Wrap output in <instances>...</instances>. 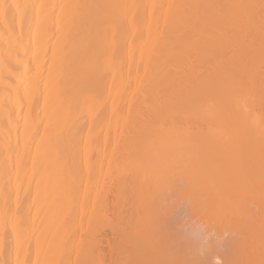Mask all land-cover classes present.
Listing matches in <instances>:
<instances>
[{
	"label": "bare ground",
	"instance_id": "1",
	"mask_svg": "<svg viewBox=\"0 0 264 264\" xmlns=\"http://www.w3.org/2000/svg\"><path fill=\"white\" fill-rule=\"evenodd\" d=\"M158 166L208 196L221 176L232 196L264 191V0H0V264H59L73 252L85 264L91 248L96 264H117L109 237L103 254L108 234L81 222L93 224L89 212L118 220L120 189L146 198L143 174ZM257 214L245 231L251 261L264 264ZM145 217L146 230L155 223ZM149 227L142 248L120 242L121 264H169L171 237Z\"/></svg>",
	"mask_w": 264,
	"mask_h": 264
},
{
	"label": "rangeland",
	"instance_id": "2",
	"mask_svg": "<svg viewBox=\"0 0 264 264\" xmlns=\"http://www.w3.org/2000/svg\"><path fill=\"white\" fill-rule=\"evenodd\" d=\"M255 108H257V107H255ZM256 111H258V109H255ZM159 168H155L154 170V172H150L151 174V176L148 174V173H144L143 175H145V176H143L142 174V176H143V178H145V180L148 182V180L149 179H146V177H148V178H152V180H150V182L151 183H149V184H151L152 186H153V188H152V186H151V189H150V191H151V193L149 194V193H147V195H149V196H154V197H150V200H149V196H146V198H144V199H147V200H144L142 197H140V195L138 196V195H136V194H138V193H135L134 194V192H132L131 193V191H130V188H132L131 187V184H130V180L131 179H129V181H128V179H127V183L128 184H130V185H128L127 187H128V189H126L125 191H123L122 193H121V189H120V192H119V190L117 191V190H115L113 187H115V185L113 184V182L115 183V179H113V181L111 180V182L112 183H110V182H107V180L105 181V182H107L106 184H108V186L109 187H112V188H109V190H108V192H106V193H104L105 195H104V198H106V200L108 201V202H110L113 198H115V196L117 195V193L119 192L120 193V195L122 196V198H120V203L118 204V208H119V212H120V214H119V219L118 220H116V217H112V219H111V216H108L107 217V219H109V221H110V225L112 226V227H115V229H116V227H118V231H116L115 233H117V235H119L118 234V232L120 233V232H125L124 234L122 233H120V235H124V237L126 238H122V236H120V239L122 240H118L119 239V237L118 238H116V236L117 235H115L114 237L112 236L113 234H111L110 233V231L109 230H111V229H114V228H109V227H107V226H110L109 225V221H108V223L106 224L105 222H104V220L106 219H104V217H103V215L100 213H98V212H96V213H98L100 216H98V215H96L95 214V212H89L90 214H92L93 216L92 217H94V216H97V217H95L94 218V220H93V224L91 223L89 226L90 227H88V224L87 223H89V220H92V219H89L87 222H86V220L84 219L83 221H85V222H81V223H83V224H81V227L82 226H84V228L82 227V229H84V230H82V229H79L78 227H77V232H78V229H79V234L77 235V232H76V235L75 236H79L80 235V232H81V230H82V232L83 231H87V230H92L93 231V229L91 228V226H93V228H94V231L93 232H95V233H97V234H99L100 235V233H102V235L101 236H103V234H104V237L105 236H107L106 234H108V236L107 237H105L104 238V240L102 241V238H100L101 240H100V242H102V245H101V243H100V245L102 246V249H103V254H105L106 255V253H107V247H106V245H105V240L106 239H108V237H109V239L108 240H110L109 241V243L113 246L114 245V260H116V261H118V263L117 264H121V262L123 261V259H124V254H123V251H121V250H123L124 249V247H127V245H130V246H128L126 249H128L129 248V251L131 252L133 249V252L136 250L135 249V247H132V248H130L131 247V245L133 244V245H140V247L142 248V245L144 244V241H146V239L144 240V241H141V239H142V235H141V233L143 234V236H144V234L146 235V232L145 233H143V229L145 230V228L143 227V226H145L146 227V225H142L141 227L143 228H141L140 227V223L141 224H143L142 222L143 221H141L138 217H140L141 216V219H143L145 216L148 218V219H151L152 221H151V223L149 222V221H147V223L149 222L150 224H152V223H155V225H156V227H153V225L154 224H152V225H149V226H152L153 228H154V230H153V228H151V230L149 229V232L151 231V233H153V234H158L157 232H156V230L158 229V231H159V234L161 233V231L159 230V229H161L163 232L161 233V234H166V235H168L169 237H171V239H172V241L170 240H168L169 242H168V244L171 242V244H169V247H168V251H170V255L171 256H173V255H177V252H178V255H179V260H177V261H179L178 263L179 264H194V262L195 261H197V263L198 264H224L225 263V260H227L226 261V263H228V264H238V263H240V264H254V263H257V262H259V259H258V257H257V259H258V261H255V259L254 258H252L254 261H251V257H254L253 255H255V256H257L256 254H250V248H252V244H251V246H249V244L251 243V241L249 240V236H248V233L246 232V231H248V232H250L251 230H252V228H251V224H252V222L250 221H247L248 219L250 220V219H255V217L253 218V215L255 214V213H258L257 214V220H258V225H259V231L260 230H262V229H260V227H264V224H262V221L264 220L263 218H264V215H263V213H261L260 211H263L264 210V208L262 207V206H264V196H262V195H264V191L263 190H260V189H258V188H256V187H253L254 189L253 190H243L244 191V193H242L241 192V190L240 191H235V192H233L236 196L234 197V194H233V196L230 194V193H228L227 191H228V189H227V185H226V182H225V185H224V182L223 181H225V180H223V179H225V177L226 176H221L218 180H213V181H215V186H216V188H215V191L214 192H212L213 193V195H210V196H208L206 193H205V190L203 191V188H201L200 186H197L196 187V185H194L193 183H190V184H187V182L189 181L188 179H186L187 177H185V176H183V175H181L180 173H170L169 172V174H165V173H163V170H164V167H161V166H158ZM139 169H141V171L143 170L141 167L139 168ZM138 169V170H139ZM158 170H160V171H158ZM140 171V170H139ZM157 172L159 173V175L157 174ZM133 173V172H132ZM140 173V172H139ZM142 173V172H141ZM148 174V175H147ZM132 176H134V174H132ZM142 176H140V180L142 181ZM156 176H158V177H156ZM178 176V177H177ZM181 176V177H180ZM183 176V177H182ZM131 178V175L129 174H127L126 175V178ZM180 177V178H179ZM150 178V179H151ZM167 178H169L168 180H167ZM176 178V179H175ZM179 178V180H177ZM165 179H166V181H165ZM170 180V181H169ZM171 180L173 181V183H171ZM181 180V182H182V184H183V182H184V188H182L181 186H180V181ZM223 180V181H222ZM117 181V180H116ZM132 181V180H131ZM143 181H144V179H143ZM153 181H154V184H152L153 183ZM160 181V182H159ZM165 181V182H164ZM171 183V184H169V183ZM163 183H165V184H163ZM163 184V185H162ZM166 185V186H165ZM176 185V186H175ZM182 185V186H183ZM195 186V188L193 187V186ZM133 186V185H132ZM161 186H163L164 187V189H163V187L161 188ZM172 187V188H171ZM160 188H161V190H160ZM189 189V190H188ZM195 189H197V190H195ZM227 190V191H226ZM257 190H258V192H257ZM128 191V192H127ZM163 193H162V192ZM221 193H220V192ZM262 191V192H261ZM90 192V191H89ZM130 192V193H129ZM215 192H218L220 195H217ZM259 192H261V193H259ZM140 193V192H139ZM216 194V196H214L215 194ZM226 193V194H225ZM250 193V194H249ZM253 193H255V194H253ZM115 194V195H114ZM260 195V196H258V195ZM90 195H91V192H90ZM89 195V196H90ZM193 197H192V196ZM200 197H198V196ZM241 195V196H240ZM248 195V196H247ZM29 196H31V197H29ZM28 197H29V199H28V201L31 203V201H32V197H33V193L32 194H30ZM120 196V197H121ZM189 196H191V197H189ZM212 196H214V198L212 197ZM218 196V197H217ZM242 197L241 198V200H242V202H241V200H240V198L238 199V198H236V197ZM259 198H258V197ZM91 197H93V191H92V196H90V198ZM111 197H112V199H111ZM124 197V198H123ZM197 197V199L199 198V199H201V200H199L198 199V201L199 202H201V204L198 202V203H195V202H197V199H195ZM219 197H221L220 199H219ZM222 197H224V199L222 198ZM254 197V198H253ZM255 197H257V198H255ZM127 200H126V199ZM193 198L195 199V200H193ZM218 198V199H217ZM135 199V200H134ZM216 199V201H214ZM227 199H229L230 201H231V199H234V201H233V204L231 203V204H227V202H226V200ZM126 200V201H125ZM213 200V201H212ZM222 200H224L223 201V205H221L222 204ZM261 200V201H260ZM89 201H90V199H89ZM88 201V202H89ZM193 201H195V202H193ZM236 201V202H235ZM125 202H127L125 205H126V207H125V205L123 204V203H125ZM216 203V205H217V203H219L217 206L215 205V203ZM238 202H239V204H240V206H239V208L241 209L242 207V211H240V209H238V207H236L235 205H238ZM92 203V202H91ZM91 203L89 204V210L91 209L90 207H91ZM137 203V204H136ZM213 203V204H212ZM246 203V204H245ZM123 205V207H122V205ZM130 204V205H129ZM195 204V205H194ZM259 204H262V205H259ZM145 205V206H144ZM200 205H201V207H200ZM225 205V206H224ZM229 205H231V206H229ZM248 205V206H247ZM203 206V207H202ZM215 206L217 207V208H219V209H217L218 210V212L220 211V209H222V210H225V212L223 213V211L221 210V213L223 214V215H226L227 214V217L225 216V218L227 219H225V218H223V215H221L220 214V212L218 213L216 210H215ZM224 206V207H223ZM234 206V207H233ZM69 207H71L70 205H69ZM151 207V208H150ZM199 207V208H198ZM122 208V209H121ZM136 208V209H135ZM150 208V209H149ZM155 208V209H154ZM236 208V209H235ZM86 209H88L87 207H86ZM124 209V210H123ZM133 209H135V210H133ZM144 209V210H143ZM146 209H148V210H146ZM200 211H199V210ZM213 209V210H212ZM232 209L234 210L235 209V211H240L239 213H243V214H241V215H244V216H241L240 214H239V216L240 217H242L241 219H243V220H240V217L238 218V220L237 221H235V218L233 217V216H236L234 213H236V212H234V211H232ZM248 210V212L250 213V215H249V217L247 216V214L246 213H248L247 212V210ZM252 209V210H251ZM137 210V211H136ZM146 210V211H145ZM150 210L153 212L154 211V213H152V212H150ZM216 211V212H214V213H212V211ZM226 210L228 211V212H226ZM245 210H246V213H244L245 212ZM87 211V210H86ZM123 211H126V212H123ZM142 211L144 212V215H143V217H142V215H140L141 213H142ZM149 211V212H148ZM252 211H253V213H252ZM123 212V213H122ZM139 212H140V214H139ZM204 212V213H203ZM232 212V213H231ZM134 214V216H133V214ZM156 213H158V214H156ZM210 213H212V214H210ZM248 213V214H249ZM131 214V215H130ZM232 214H234L233 216H232ZM210 215L212 216V217H210ZM246 215V216H245ZM129 216V217H128ZM163 216V217H162ZM216 216V217H215ZM229 216H232L233 218H231V217H229ZM87 217H91V215H87ZM132 217H134L135 219H134V221H133V218ZM145 217V218H146ZM215 217V218H214ZM222 217V218H221ZM248 219H247V218ZM101 218V219H100ZM159 218L161 219V220H159ZM163 218V219H162ZM218 218H219V220L220 221H218ZM229 218H230V221H229ZM137 219V220H136ZM147 219V220H148ZM234 219V220H233ZM237 219V218H236ZM154 220V221H153ZM160 222H159V221ZM105 221H107V220H105ZM136 221V222H135ZM140 221V222H139ZM156 221V222H155ZM242 223H241V222ZM133 222V223H132ZM139 222V223H138ZM96 223V224H95ZM231 223H232V225L234 226V227H232V225H231ZM237 223V224H236ZM238 223H239V225H238ZM241 223V224H240ZM251 223V224H250ZM263 223H264V221H263ZM132 224V225H131ZM144 224H146L145 222H144ZM157 224H158V226H157ZM160 224V225H159ZM148 225V224H147ZM154 225V226H155ZM164 225V226H163ZM238 225V226H237ZM86 226H87V229H85L86 228ZM97 226V227H96ZM106 226V227H105ZM148 226V227H149ZM102 227V228H101ZM139 227H140V229H141V231L139 230ZM148 227L146 228V230L145 231H148L147 229H148ZM245 227V228H244ZM248 227V228H247ZM89 228V229H88ZM125 230H124V229ZM136 228H138V233H137V230H136ZM150 228V227H149ZM234 228H235V231L236 230H238V231H236L235 233H234ZM65 229H67L66 230V232L67 231H69V227H66ZM96 229V230H95ZM115 229H114V231H115ZM249 229V230H248ZM89 230V231H90ZM243 230V231H242ZM246 230V231H245ZM65 231V230H64ZM88 231V234H90V232ZM103 231V232H102ZM164 231H165V233H164ZM66 232H64V234H66ZM82 232H81V234H82ZM93 232H92V234H93ZM156 232V233H155ZM241 232V233H240ZM246 234H244V233ZM87 233V232H86ZM85 232H84V235L85 236H83V237H87V234H86ZM148 233V232H147ZM261 233H263L264 234V230H262V232L260 231V234ZM64 234H63V236H64ZM111 234V235H110ZM245 236H244V235ZM98 235V236H99ZM111 237H110V236ZM139 235V236H138ZM163 235H161V236H163ZM239 235V236H238ZM249 235H250V233H249ZM67 236V237H66ZM65 236V238H64V242H65V240H66V242L68 243H70V240L71 239H69L68 240V234ZM92 236V235H91ZM129 236V237H128ZM242 236H243V239H242ZM248 236V237H247ZM76 237V238H77ZM82 237V235H80L79 236V238H80V240L82 241V243L85 241V240H88V239H86V238H84V239H82L83 238ZM114 238V240H112L111 241V239H113ZM147 238V235L146 236H144V238ZM237 237L238 238H241L240 240L239 239H237ZM244 237H246V239H244ZM88 238H91V237H88ZM143 238V239H144ZM123 239H124V241H125V243H124V241H123ZM142 239V240H143ZM244 240H246L247 242H245ZM61 241H62V239H61ZM90 241L91 240H88L87 242H88V245L90 246ZM127 241V242H126ZM230 241H232V242H230ZM239 241H240V243L242 242V244H241V246H242V248H241V246L239 245L240 243H239ZM244 241V242H243ZM71 242H72V240H71ZM86 242V241H85ZM120 242H121V244H122V246H123V249L119 246L120 245ZM131 243V244H128V243ZM63 243V242H62ZM117 243V244H116ZM127 243V244H126ZM143 243V244H142ZM231 243H232V245H231ZM234 243V244H233ZM125 244H126V246H125ZM83 246L85 245L84 243L82 244ZM104 245H105V247H104ZM119 247H118V246ZM137 246H136V248H137ZM247 246V248H245ZM86 246H84V248H85ZM88 247V246H87ZM91 247V246H90ZM89 247V248H90ZM239 247V248H238ZM244 247V248H243ZM139 248V247H138ZM172 248H174V250H175V248H176V250L174 251V250H172ZM86 249H88V248H86ZM126 249H124V250H126ZM130 249H132V250H130ZM140 249V248H139ZM138 249V250H139ZM83 250V249H82ZM90 250V249H89ZM89 250H87V252L85 251V249L82 251V254H83V252H84V254H83V257L84 256H86L87 254V256L84 258V260H82L83 259V257L81 256V253H80V255H78L79 257H77L78 259L77 260H79V258H80V256H81V261H83L82 263H85V259H88L89 258V260H86L87 261V263H85V264H89L90 262L91 263H93V262H95L94 264H96L97 263V260L98 259H95L96 257H95V252H94V249H92L91 248V250H90V252H88ZM239 250V251H238ZM244 250V251H243ZM247 250V251H246ZM250 250V251H249ZM120 251V252H119ZM174 251V252H173ZM242 251V252H241ZM91 252H92V255H89V254H91ZM230 252H233V253H231L230 254ZM132 253V252H131ZM137 252H135V253H133L134 255L133 256H135V254H136ZM76 254H79V253H74L73 252V254L71 253V257H70V259L67 261V262H65L64 260V262H59V264H71V263H74V257H76L77 255ZM173 254V255H172ZM235 254V255H234ZM242 254H243V256H242ZM249 256H248V255ZM131 255V254H130ZM169 255V256H170ZM181 255L183 256V257H185L184 258V261L181 263L180 262V260H182L183 259V257H182V259H180V257H181ZM222 255H226V256H222ZM227 255H228V257H227ZM234 255V256H233ZM245 255H246V257H245ZM251 255V256H250ZM133 256H131V257H133ZM169 257V264H173V263H171V261H170V258H172V257ZM214 256H215V259H214ZM218 258H217V257ZM233 256V257H232ZM247 256H248V259H247ZM108 255H106L105 257L103 256L102 258H100L99 259V262H101L102 261V263L103 264H109L110 263V261L108 260ZM136 257V256H135ZM230 257H231V259H233V261H230ZM225 258V259H224ZM229 258V259H228ZM92 259V260H91ZM95 259V260H94ZM173 260L175 259L176 260V257L175 258H172ZM216 259H218V260H216ZM219 259H221V261L219 260ZM79 260V261H80ZM133 260L135 261V259L133 258ZM194 260V261H193ZM214 260V261H213ZM223 260H224V262H223ZM249 260V261H248ZM73 261V262H72ZM89 261V262H88ZM133 261V263H135L136 264V261L134 262ZM161 261V260H160ZM191 261H193V262H191ZM237 261V262H236ZM158 262H159V260H158ZM189 262H191V263H189ZM221 262V263H220ZM253 262V263H252ZM261 262V261H260ZM77 264H80L81 262H76ZM197 263H195V264H197ZM75 264V263H74ZM99 264V263H98ZM112 264H115V261L112 263ZM159 264H161L160 262H159ZM177 264V263H176Z\"/></svg>",
	"mask_w": 264,
	"mask_h": 264
}]
</instances>
